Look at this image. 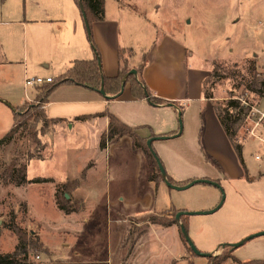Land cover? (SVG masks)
Returning <instances> with one entry per match:
<instances>
[{"label":"rangeland","instance_id":"1","mask_svg":"<svg viewBox=\"0 0 264 264\" xmlns=\"http://www.w3.org/2000/svg\"><path fill=\"white\" fill-rule=\"evenodd\" d=\"M118 6L119 9L122 7L127 11V16L119 22V27L122 37L126 38L135 51L133 62H143L144 59L151 78L158 72L171 79L172 91L180 97V104L188 105L185 114L181 113L180 116L181 134L174 139L154 142L153 150L156 155L159 159L163 155L185 157L191 160L195 168L201 167L198 169L208 171L211 168L218 172L215 160L203 149L202 141L207 122L205 113H202L206 104L203 103L201 93L207 92V95L212 97L211 105L221 109L230 92L234 97L244 100L252 97L242 82L248 77L249 67L253 65L257 73L264 78V0H105L108 14L114 15V9ZM128 55H131V52ZM127 69L131 70L129 65ZM213 69L218 70L220 78L215 76L210 79L211 82L204 84ZM0 70L7 74L6 79H0V97L8 98L14 106L19 105L24 100L21 66L13 65L7 69L0 67ZM3 80L6 82L3 83ZM34 88L32 97L15 109L25 111L37 103L42 93L39 90L41 86ZM168 91L170 92L169 89ZM124 96L118 100H107L109 106L106 111L110 112L109 109L116 108L120 109L123 116L135 120L142 119L155 124L161 122L163 117L159 119L154 113L151 114L149 106L143 108L133 102H126ZM49 99L55 101L53 96ZM262 100L256 104L261 105ZM102 106L105 108V104ZM1 113L3 122L0 123V129L4 126V119L9 120V114L5 118V112ZM34 123L31 120L29 126L20 130L13 141L0 148V161L8 163L14 155H19L22 159L32 155L34 158L28 163L27 180L53 177L56 183H65L77 178L79 187L78 178L82 166L92 159L97 164V173L102 177L106 175L105 168L108 166V183L105 186L94 181L87 184V189L83 190L86 210L82 212V192L72 184L68 185L66 191L62 190L56 194L55 184L49 182L28 183L18 187L14 184L3 186L0 181V253L13 252L18 240L11 229L17 228L24 231L27 240L38 239L39 245L34 242L28 248L31 264H105L99 260L107 258L110 249L103 248L110 244L115 246L116 242L115 237H111L110 232L106 231V209L109 213V206L103 205L106 197L116 201L115 205H111L112 216L115 211L118 214L132 215L142 212L138 205L126 206L124 200H119L122 197H132V180L125 175L126 168L132 164V155L127 147L121 146L119 152L111 155L106 166L104 157L91 140L86 142L85 148L78 150L80 142L71 138L69 130L56 128L51 131L53 126H49L48 132L41 134V124ZM35 132L40 145L35 143ZM247 138L243 127L235 141L248 142L244 148V158L250 167L258 168L264 165V161L255 160L254 156L256 151L262 153V148L256 147V142H250ZM147 140L141 139L140 144L146 147ZM198 151L201 154L199 162L196 159ZM35 156H41L42 159L38 160ZM147 159L149 175L159 181V172L154 160L151 157ZM204 162H207L210 168L205 166L204 169ZM88 166H93V163L90 162ZM254 187L257 189L259 206L254 220L264 226V180L261 179ZM222 192L225 200V192ZM157 200V206H160V195H157ZM57 203L75 209L76 214H65L58 209ZM168 212L130 218L127 246L133 247L134 241L143 235L149 224L148 219L154 217L159 221H167L171 219L174 210ZM252 218L253 216L248 218L249 226ZM137 222H141L138 227L134 226ZM118 230L112 229V236L117 234ZM255 233L258 232L249 231L246 237ZM145 239L146 244L151 236L148 234ZM259 241L264 243V236L247 241L235 250L222 248V245L215 250L198 249L202 253L214 250L209 258L195 256L186 245V256L171 264H212L217 259H222L220 264H235L233 258L240 261L262 260L264 248L256 244ZM39 246L41 251L38 250ZM125 250L128 253L122 264H130L127 259L129 260L134 249ZM150 251L148 248L140 249L138 259L145 258Z\"/></svg>","mask_w":264,"mask_h":264},{"label":"crops","instance_id":"2","mask_svg":"<svg viewBox=\"0 0 264 264\" xmlns=\"http://www.w3.org/2000/svg\"><path fill=\"white\" fill-rule=\"evenodd\" d=\"M114 10V15L108 14L104 5L103 20L94 22L91 26L92 41L99 52L102 72L106 77L116 76L124 61L130 69H137L142 63L133 62L135 51L120 32L119 22L124 16H127V11L122 7L119 9V6ZM119 52L123 53V58H119ZM130 52L131 55H128ZM93 54V47L75 0H0V67L7 69L13 65L21 66V85L24 95V100L16 106L12 105L8 98L0 97V116L1 112H5V118L9 114V120L8 118L7 120L4 119V126L0 129V138L12 126V110L28 101L33 95V88H24L23 84L26 78L37 76L54 79L63 74L74 60H91ZM125 54L126 56H124ZM6 77L7 74H3L0 70V79H6ZM141 79L153 97L170 102L172 106H168V103L151 105L145 99L136 100L131 96L127 84H125L121 95L109 100H118L125 95L123 99L126 102H133V104L143 108L149 106L148 108L152 110L150 111L151 114L154 113L159 119L163 117L161 122L155 124L142 119L135 120L123 116L120 109L116 108H111L109 109L110 112H107L125 125L136 128L135 133L141 139L174 135L179 128L178 114H185L188 105L182 106L180 104V97L172 91L173 81L162 73L157 72L156 76L151 78L144 66ZM4 82L6 80H3ZM52 96L55 101L49 99ZM201 98L206 104L202 113H205L204 117L207 122L202 141L203 149L208 156L215 160L219 168L218 172L211 169L207 162H204L203 167L205 169V166H208L209 171L198 169L201 167L195 168L191 160L185 157L163 155L160 159L166 175L177 186H182V183L185 182L205 179L217 183L225 192L226 198L215 212L207 215L185 216L187 232L195 247L197 249L215 250L219 249L220 245L237 243L249 235V231H264V226L254 220V214L258 213L259 208L257 189L254 186L261 179L264 180V165L258 168L249 166L246 158H244V148L248 144L246 141L240 143L245 166V170H243L231 143L219 124L213 104L210 103L212 99H205L203 93H201ZM181 100L185 101L184 99ZM103 104H105V108H103ZM108 106L107 99L102 97L99 92L70 84L56 88L44 106L47 118L61 119L51 131L56 128L69 130L71 138L80 142L78 150L85 148L86 142L91 140L98 152L104 157L106 166L111 155L119 152L121 146L127 147L129 154L133 157L132 164L125 171V175L132 180L130 188L133 190L132 197L129 199L122 197L119 200H124L126 206L138 205L142 208V212L132 215L129 213L118 214L115 211V215L112 216L113 207L111 205H115L116 201L106 197L103 203L106 207L109 206V213L106 209L104 217L107 224L106 231L110 232L111 237H115L116 242L115 246L110 244V246L103 248L110 249V255L107 258H101L99 261H104L105 264H122L123 258L128 253L125 249H134L129 260L127 259L130 264H171L177 262L184 258L187 252L179 229L181 221L167 227L149 223L143 235L134 241L133 247L130 248L126 244L131 227L129 219H134L137 215H150L165 211L170 213L172 210L183 212L209 211L218 205L221 191L218 187L204 183H198L178 191L168 188L163 180L149 181L150 169L147 156L141 148L134 146V139L127 134L115 136L107 142L104 149H100L99 142L101 135L107 129L108 117H91L84 121L75 120V117L101 113L104 111L103 109L108 110ZM1 122L3 121L0 118ZM174 138L176 137L170 139ZM247 139L250 142H256L249 137ZM157 141L162 140H154L152 147ZM255 146L262 148V153L256 151L255 155L264 153V147L257 142ZM196 155L199 162L201 160L200 152L198 151ZM90 162L93 163V166H88ZM83 170L85 175L82 179L78 178L80 186L77 187L83 196L84 209L82 212L86 210L84 188L93 181L105 186L108 183L106 177L109 173L107 166L105 168L106 175L103 177L99 175L96 171L97 164L92 159L82 166L81 172ZM44 178L52 179L53 182L49 183L59 184L53 177ZM157 195L161 197L160 206H157ZM74 214L76 213H71V215ZM251 216L253 218L249 226L248 218ZM140 223L137 222L134 226L138 227ZM112 229L113 231L119 229L114 236H112ZM148 234L151 239L145 244L144 241ZM256 244L264 248V243L261 241ZM143 248L151 249V251L145 258L138 259L139 250ZM214 250H211L210 253Z\"/></svg>","mask_w":264,"mask_h":264},{"label":"trees","instance_id":"3","mask_svg":"<svg viewBox=\"0 0 264 264\" xmlns=\"http://www.w3.org/2000/svg\"><path fill=\"white\" fill-rule=\"evenodd\" d=\"M75 3L78 5V7L80 6L82 7L83 12L85 14V18L89 27L88 36L91 45L93 47V53H94L93 58L91 60H74L69 66V68L63 74L52 79V82L50 83L42 84L41 88H39V90H41L42 92L41 95L39 96V100L35 105H32L28 110L26 109L25 111L22 110L20 111L19 109L14 108L12 110V126L9 129V131L3 137L0 138V148L13 141L16 135L20 132V130L26 129L29 126L31 120L34 121L35 122L34 124L36 125L38 123L41 124V128H40L41 134L48 132L49 126H54L55 124L61 121V119L47 118L44 112V106L47 104L48 97L56 88H58L61 85H65V84L76 85L98 92L102 81L104 91L107 95L115 96L119 93L122 79L130 71L129 69H127L128 65L124 61L123 66L121 67V69H119V72L117 73L116 76L106 77L102 72L100 55L92 41V35H91L92 24L94 22H99L103 20L105 0H75ZM122 54H123L122 52H119V58H122ZM144 66H145V60L143 59V62L136 69L138 77L129 75L125 80V84L128 85L131 96L136 100H144V99L146 100V98L148 97L149 98L148 102L150 104L158 105L165 103V101L153 97L150 94L147 87L145 86L144 82L142 81L141 72ZM228 75H230V73H228ZM228 75L226 74L225 76L228 77ZM247 75L248 77L246 79L243 80L242 78L243 80L242 84L244 85V88L247 91V93L252 94V97L250 99L247 98H245V100L243 99L244 102L246 103L245 106L241 104L239 97L233 96L232 92L229 93L230 96H228V100L224 101V106L222 109L213 105L219 124L221 125L227 139L231 143L232 148L237 157V160L241 165V167L243 168V170H245V166L242 158V146L240 143H237L235 141V138L237 137L241 129L244 127V116L248 112L250 107L257 101H261L264 98V78L262 77V75L257 73L254 65L249 67ZM215 76L220 78L217 69H213L206 78L205 82L203 83L206 84V82H211L210 79L214 78ZM213 83L214 82H212L211 85H213ZM203 94L205 99H212V97L207 95V92L204 91ZM102 116L108 117L109 122L106 131L101 135L99 142L100 149H104L107 142L110 141L115 136L119 134H127L134 139L135 147L141 148L147 157H151L153 159V157L148 151L147 146L144 147L142 146V144H140L141 139L135 133V129L125 125L114 115L108 113L107 111H103L101 113H96L93 115H81L75 117V120L84 121L91 117H102ZM33 137L35 143L40 145V141L38 139L36 132L34 133ZM41 149L42 147L39 150ZM33 158L34 156L32 155H27L26 157H24V159H22L19 155H14L8 163H3L2 161H0L1 183L4 186L9 184H14L15 186L19 187L28 183L39 184V183L53 182L52 179L49 178H35L31 181L27 180L28 163ZM35 158L38 160L42 159L41 156H35ZM84 175H85V171L83 170L80 173V179H82ZM166 178L169 181V183L176 185L172 181V179L169 178L167 175ZM148 180L155 181L152 175H149ZM159 180H162L160 174H159ZM69 184H72L74 188L78 187L77 180H71V181L67 180L65 183H59L55 185L56 194L62 190L66 191V188L68 187ZM186 184L187 182L182 183V185H186ZM57 207L65 214H71L76 212L75 209L66 208L58 203H57ZM178 212L179 211L174 210L171 219L167 221L163 222V221H159L154 217H151L150 219H148V222L150 224H157L165 227L171 226L172 224H176L175 215ZM180 221H181V225H183L184 228L187 230L186 217L185 216L181 217ZM11 230L16 235L18 243L12 253H0V264H31L28 258L30 252V249L28 248L34 242L37 245H39L38 239L34 238V240L33 239L27 240L24 231L17 228H13ZM181 238L183 243L187 245L182 235ZM187 248H189L188 245ZM38 250L41 251V247ZM189 250L191 251L190 248ZM231 250H235V249H231ZM232 261L235 264H264V259L240 261L236 258H233ZM220 263H222V259H217V261L212 264H220Z\"/></svg>","mask_w":264,"mask_h":264},{"label":"water","instance_id":"4","mask_svg":"<svg viewBox=\"0 0 264 264\" xmlns=\"http://www.w3.org/2000/svg\"><path fill=\"white\" fill-rule=\"evenodd\" d=\"M80 11H81V14H82V18H83V22H84V25H85V28H86V31L87 33L89 34V27H88V24H87V21H86V18H85V14L83 12V9L82 7L80 6L79 7ZM129 75H133L136 77L137 75V71L136 69H131L126 75L125 77L122 79V82H121V86H120V91L117 95L115 96H108L105 91H104V88H103V82L101 81V85H100V89H99V94L106 98L107 100L109 99H113V98H116L118 97L119 95H121V93L123 92L124 90V87H125V80L127 78V76ZM147 102L149 101V98L147 97L146 98ZM168 106H172L171 103H168L167 104ZM181 114L179 113L178 114V125H179V128H178V131L177 133H175L174 135H171V136H160V137H153V138H150L147 140L146 142V146L148 148V151L149 153L151 154V156L153 157V159L155 160L156 164H157V167H158V171H159V174L163 180V183L168 187V188H171V189H174V190H178V191H181V190H185L195 184H198V183H204V184H208V185H212V186H215V187H218L221 191V198H220V201L218 203V205L216 207H214L213 209L209 210V211H201V212H183V211H179L176 215H175V221L176 222H179L180 221V218L182 216H193V215H207V214H211L213 212H215L217 209L220 208V206L223 204L224 202V195H223V192L220 188V186L213 182V181H210V180H194V181H191L189 183H187L186 185H182V186H177V185H173L171 183H169V181L167 180L166 178V172L162 166V163L160 161V159L158 158V156L156 155L155 151L153 150V147H152V143L154 140L156 139H160V140H164V139H170V138H173V137H178L181 132H182V123H181ZM179 229H180V233L181 235L183 236L184 238V241L187 243L188 247L191 249L192 253L198 257H201V258H207V257H211L212 255L210 253H202L200 252L196 247L195 245L193 244V242L191 241L189 235H188V232L187 230L184 228L183 225L179 224ZM259 236H264V231L262 232H258V233H255L253 235H250L248 237H246L245 239L237 242V243H234V244H230V245H222V248H225V247H230L232 249H237L239 247H241L242 245H244L247 241H250L256 237H259Z\"/></svg>","mask_w":264,"mask_h":264},{"label":"built area","instance_id":"5","mask_svg":"<svg viewBox=\"0 0 264 264\" xmlns=\"http://www.w3.org/2000/svg\"><path fill=\"white\" fill-rule=\"evenodd\" d=\"M52 82V78L29 77L24 80V88H34L44 83ZM243 106L246 105L240 99ZM244 131L247 137L255 140L260 146L264 147V98L261 105L254 103L244 116ZM256 160H264V153L255 155Z\"/></svg>","mask_w":264,"mask_h":264}]
</instances>
